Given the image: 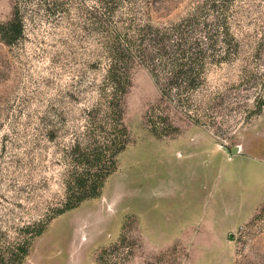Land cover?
<instances>
[{
    "label": "rangeland",
    "instance_id": "374dc122",
    "mask_svg": "<svg viewBox=\"0 0 264 264\" xmlns=\"http://www.w3.org/2000/svg\"><path fill=\"white\" fill-rule=\"evenodd\" d=\"M217 4L0 0V264H264V0ZM202 7L227 56L184 102L135 59L109 107V46Z\"/></svg>",
    "mask_w": 264,
    "mask_h": 264
},
{
    "label": "trees",
    "instance_id": "16d2710c",
    "mask_svg": "<svg viewBox=\"0 0 264 264\" xmlns=\"http://www.w3.org/2000/svg\"><path fill=\"white\" fill-rule=\"evenodd\" d=\"M226 1L222 0V7ZM210 6L220 7L217 0H210ZM204 11V7L192 11L169 27L147 24L141 39L109 46L111 63L106 78L112 87L109 107L116 109L121 103L130 82L128 70L135 59L149 68L160 83L163 94L176 96L179 102L186 100L189 92L203 80L207 61H221L227 56L226 50L217 47L219 38H216L220 29L226 39L229 35L223 13L217 15L213 23ZM98 154L100 151L96 156ZM79 179L77 202L99 194V182L95 180L89 185L87 178L79 176ZM27 252L24 248L23 253Z\"/></svg>",
    "mask_w": 264,
    "mask_h": 264
},
{
    "label": "crops",
    "instance_id": "0c3cea01",
    "mask_svg": "<svg viewBox=\"0 0 264 264\" xmlns=\"http://www.w3.org/2000/svg\"><path fill=\"white\" fill-rule=\"evenodd\" d=\"M190 235V234H189Z\"/></svg>",
    "mask_w": 264,
    "mask_h": 264
}]
</instances>
